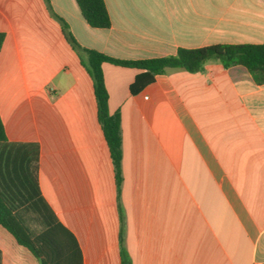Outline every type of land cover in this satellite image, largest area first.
<instances>
[{"label":"crops","instance_id":"1","mask_svg":"<svg viewBox=\"0 0 264 264\" xmlns=\"http://www.w3.org/2000/svg\"><path fill=\"white\" fill-rule=\"evenodd\" d=\"M105 2L109 28L91 27L76 0H0L2 172L36 156L38 197L75 234L84 264H120L121 229L132 264H264L262 77L210 60L200 72L157 74L132 94L140 70L104 62L109 110L121 113L118 190L92 77L56 17L82 45L137 59L264 42V0ZM0 264L40 263L0 226Z\"/></svg>","mask_w":264,"mask_h":264},{"label":"trees","instance_id":"2","mask_svg":"<svg viewBox=\"0 0 264 264\" xmlns=\"http://www.w3.org/2000/svg\"><path fill=\"white\" fill-rule=\"evenodd\" d=\"M80 11L93 28H109L111 16L105 0H76ZM56 15V14H55ZM62 24L66 40L80 56L93 80L97 102L98 121L107 141L118 190L122 183V124L120 110L110 112L109 91L106 86L103 63L134 67L140 71L129 85L130 92L137 94L154 82L157 74L172 69H185L200 72L210 60H218L224 67L243 65L250 72L258 73L264 81V42H224L197 47H178L176 53L145 58H120L98 49L82 45L71 32L62 17L56 15ZM6 33L0 31V50ZM85 58L87 61L85 62ZM0 142H7L4 122L0 114ZM38 163L34 155L30 160L13 159V168L7 174L0 168V226L5 228L15 240L26 247L39 260L40 264H84L82 249L75 234L54 215L43 197H38ZM3 181L10 190L3 188ZM11 185L14 188H11ZM24 197H19V194ZM38 216L44 228L32 234L25 223V211ZM120 216L122 214L120 211ZM120 264H132L130 253L125 245L123 231L120 235Z\"/></svg>","mask_w":264,"mask_h":264},{"label":"rangeland","instance_id":"3","mask_svg":"<svg viewBox=\"0 0 264 264\" xmlns=\"http://www.w3.org/2000/svg\"><path fill=\"white\" fill-rule=\"evenodd\" d=\"M62 45L59 46V48H61ZM61 51V49H58ZM47 52V47L45 44V41L40 40L39 41V48H38V53H39V58L41 59L42 56H44ZM64 58V54H60L54 58V59H49V65H47L48 69H46L45 67L43 68V70L40 71V80L44 79V77L48 76L50 72H52V70L54 69V67L58 68V66L62 63V59ZM87 61V58H85V62ZM58 76L62 77L64 76V72L63 70H61L60 72H58ZM58 77V78H59ZM48 88H50V85H48ZM25 223L28 226V229L30 230V232H38L40 231L43 227L44 224L41 221V219L38 216H35L31 211L26 210L25 211Z\"/></svg>","mask_w":264,"mask_h":264}]
</instances>
